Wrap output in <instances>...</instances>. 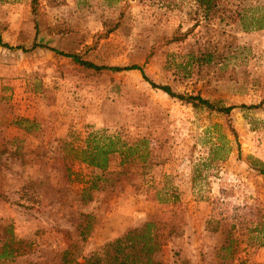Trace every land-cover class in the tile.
Masks as SVG:
<instances>
[{
  "label": "rangeland",
  "instance_id": "374dc122",
  "mask_svg": "<svg viewBox=\"0 0 264 264\" xmlns=\"http://www.w3.org/2000/svg\"><path fill=\"white\" fill-rule=\"evenodd\" d=\"M222 2L204 18L194 0H38L35 11L30 0H0L1 40L17 46L0 45V225L24 246L8 264H60L66 248L79 264L150 219L175 226L161 264H221L207 220L264 212V176L252 163H264V26L239 19L264 24V0ZM33 43L97 65L136 64L176 94L236 107H194L138 70L94 71ZM199 47L216 48L217 63L176 67ZM93 131L128 146L143 140L140 156L112 153L101 175L78 160ZM95 175L102 187L83 202ZM232 250L231 264H264V238L241 235Z\"/></svg>",
  "mask_w": 264,
  "mask_h": 264
},
{
  "label": "trees",
  "instance_id": "16d2710c",
  "mask_svg": "<svg viewBox=\"0 0 264 264\" xmlns=\"http://www.w3.org/2000/svg\"><path fill=\"white\" fill-rule=\"evenodd\" d=\"M197 8L202 11L204 18H210L216 15L219 8L228 7L227 2L223 3L222 0H194ZM38 0H30V6L33 11L37 5ZM241 17V18H240ZM244 16L239 15V19L242 22L244 29L249 28H262L264 26L263 22H259L258 18L251 16L249 22H247ZM264 18V16L262 17ZM244 20V21H243ZM0 45L7 48H17V46L12 47L6 42H3L0 37ZM36 46L44 47L55 53L62 54L66 57H70L74 62L90 68L94 71L111 70V71H121V70H138L141 76L149 85L153 88L160 89L164 93L171 97H176L178 99L189 102L194 107H203L207 110H212L221 113H228L233 109L234 105H222L218 102L209 101L199 95H182L176 94L171 91L168 85L155 84L149 80L142 68L136 64L126 65V66H105L97 65L90 61L79 58L78 55L74 53H64L54 48L47 47L40 44H31L30 48ZM180 54L178 53L177 57ZM183 60L176 62L175 65L180 70L185 71V66L195 65L197 68L200 67H210L213 63H217L216 48H210L209 50H202L197 48V51L187 50L183 53ZM215 59V62L214 60ZM175 60H172V62ZM174 63V62H173ZM185 66H182V65ZM241 107H245L242 104ZM250 108L251 106H246ZM143 140H137L131 146L126 145L124 142H119L117 136L105 135L99 131H93L87 133L83 140V145L78 148V160L85 163L87 166L100 170L101 175L105 176L111 172H107L106 168L108 165V156L112 153H118L120 155L121 161H125L130 155L136 154L140 156L137 151V147L141 144ZM146 156L148 153L144 151ZM253 164L257 167L258 172L264 176V163L257 160H252ZM101 175H95L92 177L83 188L81 193V200L83 202L89 200V189H99L102 184H99L98 180L102 177ZM261 217H264V212H257V219H245L237 218L233 219L231 222L222 219H209L207 224L212 226H207V229L220 234V242L217 250L215 252V257L221 264H231L234 253L233 244L235 239L244 236L256 235V237L264 238V222H262ZM90 227L89 221L82 220L77 228L78 234L81 239H83L85 231ZM236 233V236L234 234ZM175 233V226L171 220L162 219H150L142 222L138 226L126 230L119 236L106 241L96 250L90 252L86 256H81L82 262L79 264H161L160 260L157 258V252L164 246L166 241ZM23 241L16 238L12 232L10 224L0 225V264H8L13 258L19 256L23 252ZM70 250L66 248L63 250L60 257V264H70L74 260V256L70 254Z\"/></svg>",
  "mask_w": 264,
  "mask_h": 264
}]
</instances>
